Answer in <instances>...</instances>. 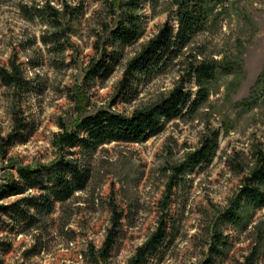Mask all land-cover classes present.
<instances>
[{
	"label": "rangeland",
	"instance_id": "obj_1",
	"mask_svg": "<svg viewBox=\"0 0 264 264\" xmlns=\"http://www.w3.org/2000/svg\"><path fill=\"white\" fill-rule=\"evenodd\" d=\"M45 1L0 0V66H11L14 61L33 82L32 90L16 96L0 79V135L12 130L16 107L24 111L30 126L29 134L11 146L5 157L0 152V183L19 179L13 164L36 166L56 159L59 120L72 126L80 116L70 91L84 87L85 73L96 53L97 19L106 13L105 0H52L57 7L63 1L84 6L83 18L74 22L73 45L57 52L42 40L46 23L40 18L27 20L21 8L42 6ZM205 6V27L189 52L220 62L234 56L241 60V68L232 72L220 68L207 84L209 99L193 114L167 122L157 135L139 143L101 146L94 155L89 187L64 203L57 202L46 218L48 223L40 229L30 225L24 231L27 222L3 215L0 264H129L156 230L161 216L168 219L169 235L145 264H200L216 228L229 245L213 264H243L253 247L258 248L254 264H264V207L244 213L246 227L217 219L249 170L237 172L234 165L247 162L251 166L252 149L264 147V0H205ZM177 9V0L145 1L139 10L144 19L141 38L124 47L123 57L108 79L87 84L89 102L82 99L85 105L81 109L87 104L83 113L106 108L131 116L137 108H147L170 93L179 67L135 84L136 97L113 101L128 60L166 21L178 26ZM190 87L194 96L198 86L193 82ZM208 129L220 132L215 156L210 163L198 165L170 192V167L185 161ZM23 195L0 203H13ZM165 201L168 208L163 211ZM115 210L120 214L117 225ZM258 224L262 226L256 228ZM115 225L114 245L104 256L100 248Z\"/></svg>",
	"mask_w": 264,
	"mask_h": 264
},
{
	"label": "trees",
	"instance_id": "obj_2",
	"mask_svg": "<svg viewBox=\"0 0 264 264\" xmlns=\"http://www.w3.org/2000/svg\"><path fill=\"white\" fill-rule=\"evenodd\" d=\"M146 0H105V11L98 18L95 35L96 53L92 56L84 77V87L72 89L71 99L76 101L79 117L71 126L64 119L59 120L60 132L55 135L54 146L58 150L56 159L51 164L12 165L17 169L18 180L7 179L0 183V201L10 196L24 194L13 203H0V218L5 215L19 216L27 222L24 226L37 229L46 225V219L54 210L56 203L70 200L74 194L87 189L93 175V160L98 149L108 143H139L148 137L160 133L165 124L171 120L187 117L196 112L209 99L207 84L212 81L217 71L222 68L227 72L241 68V60L234 56L225 62L208 60L203 53L189 52L194 38L205 27L208 8L205 0H177L178 26L166 21L158 31L141 44L134 57L128 60L119 90L114 98L132 99L136 97L135 84L149 82L153 77L177 69L178 78L170 93L149 107L137 108L131 116L101 108L93 113H83L81 109L88 101L87 84L104 82L114 72L123 57L125 46L139 41L143 33V16L139 13ZM23 16L27 20L40 18L46 23L42 40L53 50L64 52L71 46L70 37L75 32L74 22L84 16L82 2L72 4L63 1L61 7L46 0L44 5H21ZM0 79L10 87L16 96L26 90L30 91V79L24 76L22 69L14 61L11 66H0ZM196 83L198 90L191 93V83ZM254 91V90H253ZM117 98V99H116ZM85 105V104H84ZM13 127L6 136L0 135V152L5 157L11 146L23 140L29 134L30 126L23 110H12ZM198 146L185 161L170 167L168 190L179 184L202 163H210L218 147L219 129H208ZM81 155L80 158L76 157ZM251 166L249 163L234 165L237 172H246L235 197L229 206L217 218L222 223H234L247 226L245 212L252 208L264 207V147L252 149ZM28 191H32L27 193ZM166 211L167 202L162 203ZM33 210V211H32ZM161 216L159 224L145 243L130 259L129 264H145L147 258L163 246L169 235L168 219ZM120 221V214L115 210L114 223ZM31 225V226H30ZM116 225L109 231L100 252L108 256L114 245ZM262 224L256 225V228ZM262 232V231H261ZM261 234V238L263 237ZM260 238V239H261ZM264 238V237H263ZM259 239V241H260ZM263 241V239H262ZM229 242L224 233L216 228L212 232L209 251L200 264H213V260L225 253ZM257 245V244H256ZM255 245V246H256ZM258 248L253 247L243 264H254ZM99 264V261H97Z\"/></svg>",
	"mask_w": 264,
	"mask_h": 264
}]
</instances>
